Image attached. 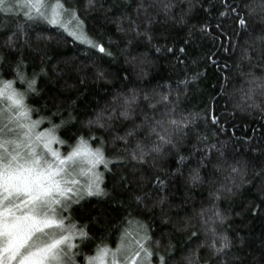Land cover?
<instances>
[{
	"label": "snow or ice",
	"instance_id": "1",
	"mask_svg": "<svg viewBox=\"0 0 264 264\" xmlns=\"http://www.w3.org/2000/svg\"><path fill=\"white\" fill-rule=\"evenodd\" d=\"M205 2L209 5L207 8H203ZM96 4L97 0H87L84 10L91 12ZM185 4L187 8L183 7ZM219 4L223 8L216 18V28L222 30L220 36L229 31L224 28L223 21L231 18L235 23L229 28L235 31L229 33V40L232 35L238 37L236 43H229L227 47L219 44L217 51L206 57L223 81L220 83L219 98L228 96V87L232 84L229 73L235 69L243 84L239 87L232 84L233 93L228 98L236 99L235 108L258 111L264 116V74L257 75V70L264 73V0H219ZM200 6L207 17L217 7V0H200ZM128 7H131V3ZM194 7L196 4L193 0H138L135 16L121 13L114 22L117 32L127 37L125 46L121 48L126 62L143 71L147 53L134 55L130 51L132 47L142 41L152 43L153 26L160 23L161 15L165 18V24L169 21L184 24ZM177 8H180L178 15L174 11ZM79 12V8H69L65 0H0V33L10 31L0 44V264H78L81 250L94 243L95 238L90 235L89 225L81 226L73 220L71 213L74 206H82V202L90 198L116 200L120 207L126 203L134 204L138 212L142 211L143 205L150 215H154L157 206L163 212L168 203L166 195L154 196L151 192H142L128 196L134 191L132 182L128 175H115L113 167L142 168L149 159L152 160V167H155L157 158L166 151H179L180 145L189 136L195 138L193 151L187 157L180 155L176 161L177 165L187 167L192 156H200L196 161L197 167L190 170L188 184L192 187L204 184L201 170L211 166L207 182L209 185L220 183V187L211 194L214 201H219L226 193L234 194L237 176L240 177L241 187L246 180V171L241 172L235 164L228 165L222 145L208 144L209 135L189 131L198 127V113L177 115L179 85L187 88V80L178 82L175 102L171 99V88L167 94L153 91L142 96L135 90L115 92L103 107L97 101L99 111L93 109L86 123L80 121L76 100H72L67 108L57 106L50 113L47 103L40 107L29 103L30 98L41 96L38 81L41 76L48 75L46 66L38 71L34 69L31 76L27 72L24 48L30 46L29 29L34 25H48L64 33L74 43L94 50L99 54L94 63L101 62L104 57L115 59L109 47L89 36L86 22ZM110 18L105 16V19ZM211 27V21L206 18L199 28L202 38L212 36ZM217 38L212 37L214 41ZM220 49L227 54L222 66L215 59ZM164 50L175 54L174 48L155 47L157 53ZM180 53L185 54L186 48L181 47ZM228 60H233V64H228ZM178 62L183 61L178 59ZM245 65L248 71L244 70ZM5 72L10 73L12 78L5 79ZM104 75L102 71H97L96 79L101 80ZM200 75L202 73L198 72L194 78ZM128 78L127 75L123 77L124 80ZM80 83L85 84L86 80L81 78ZM17 84L23 86L22 90ZM257 96L262 98L259 103ZM52 99L55 100V97ZM216 99V96L212 97L210 120V126L214 128L220 126V117L215 114ZM159 105H163L165 111L161 112ZM78 122L80 128L76 127ZM118 122L125 125L122 134L117 128ZM208 123L206 120V125ZM84 128L89 131L97 129L102 135L92 134L85 138L82 134ZM217 130L222 131L223 127ZM200 145L206 147L201 148ZM109 146L113 151L112 156L108 155ZM212 149L218 153L215 160L206 154ZM176 172L181 173V168L178 167ZM106 173H113V179L117 181L112 192L105 187ZM223 173H228L225 180H230L231 186L216 179ZM133 180L137 188L143 187L142 180L135 174ZM254 181L259 182V190L264 193V163L253 173V181L249 183ZM167 186V180L159 175L155 177L154 189L164 192ZM149 200H153L150 209L147 205ZM261 211H264V195L252 215L257 216ZM225 220L226 217L213 203L211 208L201 207L199 213L194 211L183 226L173 224V229L176 233H184L195 227L194 221L198 222L205 235L200 247L206 248L210 254L208 264H211L213 257L217 264H221L220 257L227 255L234 246V242L217 228ZM170 222V217L161 221L166 225ZM92 223L97 227L102 226L99 213L93 217ZM154 235L150 223L137 219L128 211L120 226L116 247H110L101 239L91 254L83 255L84 264H199L198 251L194 253L184 244L178 248L171 232L166 234L167 240L165 234L159 239H154ZM199 235L198 231H192L187 241L190 243ZM177 251L181 253L180 260L176 259ZM261 264H264V260Z\"/></svg>",
	"mask_w": 264,
	"mask_h": 264
},
{
	"label": "trees",
	"instance_id": "2",
	"mask_svg": "<svg viewBox=\"0 0 264 264\" xmlns=\"http://www.w3.org/2000/svg\"><path fill=\"white\" fill-rule=\"evenodd\" d=\"M65 2L69 8L80 9L79 14L81 19L86 22L89 36L109 47L114 53L115 59L104 57L101 62L94 63L93 61L99 55L94 50L74 43L71 38H66L64 33L48 25L43 23L34 25L29 29L30 46L24 48V59L28 65L27 72L31 76L34 69L38 71L40 67L46 66L48 75L39 78L38 88L41 96L30 98V104L40 107L47 103L50 113L57 106L67 108L72 100H76L80 121L86 123L93 109L99 111L97 101L100 107H103L106 101L111 100L112 94L115 92L128 93L135 90L142 96L144 93H152L153 91L167 94L171 88V99L175 102L178 82L187 80L189 81L187 88L179 85L180 102L177 115L180 113L184 115L198 113L200 117L197 121L198 127L189 129V131H198L201 134L209 135L211 138L208 140V144L223 146L228 165L235 164L241 169V172L246 171L247 173L243 186H239L240 177L237 176V187L234 189V194L226 193L219 201H214L211 194L215 188L220 187V183L209 185L207 182L211 166L201 170L205 183L192 187L187 183V179L190 170L197 167L196 161L200 159V156H192L191 163L187 167L177 165L176 161L180 155L187 157L193 151L194 136H189L180 145L179 151H166L164 155L157 158L155 167H152L151 159L142 168L139 166L136 169L130 166L113 167L115 175H128L132 182L134 191L128 196L151 192L154 196L166 195L168 203L163 212L157 206L154 215H150L143 205L141 206L142 211L138 212L134 204L126 203L124 207H120L118 201L108 198H90L83 201L82 206H74L71 213L73 220L81 226L88 224L90 235L95 238L94 243L81 250L82 254L78 257V264H84L83 255L91 254L96 243H100L101 239L110 247H116L120 236V226L128 211H131L137 219L146 220L150 223L155 233L154 239H159L162 234H165V240H167L166 234L171 232L173 241L177 243L178 248L184 244L188 250L194 253L198 251L199 264H208L210 260L209 251L200 247L205 240V235L199 223L194 221L195 227L189 228L184 233L174 232L173 224L180 223L183 226L184 221L188 216L193 215L194 211L199 213L201 207L211 208L213 203L226 217L223 225H217L218 230L234 242V246L228 250V254L220 257L221 264L224 262L226 264H240V261H243V264H261V261L264 260V211H261L257 216H253L252 213L256 204L260 203L264 193L259 190L258 181L252 183L249 181H253V173L264 163V116L258 111H241L234 107L236 99L228 98L233 93L232 84L236 87L243 84V81L236 75L235 69L229 73L232 77V84L228 87V96L223 99L219 98L220 83L223 81L217 69L206 59L207 56H211L213 52L217 51L219 44L223 43L227 47L229 43L237 42L238 37L235 35H232L231 41L229 40V33L235 31V29L229 28L235 23L234 20L228 18L223 21L224 28L229 31L221 37L222 30L216 28V18L219 17V12L223 11L219 0H217V7L207 17L203 8H207L208 3L205 2L202 8L200 0H193L196 7L186 17L184 24H174L171 21L165 24V18L161 15L159 17L160 23L153 26L154 39L152 43L147 44L142 41L130 50L134 55L147 53V59L142 65L143 71H141V68H134L128 64L125 56L121 53V48L125 46L127 37L117 32L114 22L124 12L135 16L138 0H97L96 7L91 12L84 10L87 0H65ZM129 3H131V7H128ZM101 5H103V9ZM183 7L187 8V4ZM174 11L178 15L180 8ZM106 15L111 18L105 19ZM206 18L211 21L212 36L202 38L199 28ZM190 30H192L191 35H189ZM9 34L10 31L0 33V44H3L4 39ZM37 37H43V39H37ZM47 37H51V39H47ZM212 37L218 38L214 41ZM109 38H111V44H109ZM186 40L189 41L188 44L185 43ZM156 46H160L162 49L174 48L175 54L168 53L166 50L157 53L155 51ZM181 47L186 48L185 54L180 53ZM226 55L223 49H220V54L215 57L221 62V66ZM238 55L239 50H237ZM15 58L13 57V59ZM178 59L183 62L179 63ZM227 63L231 65L233 60H228ZM244 70L248 71L247 65H245ZM97 71H102L105 74L103 79H96ZM198 72L202 75L199 78H194ZM57 73L60 74L57 75ZM262 74L264 73L257 70V75ZM125 75L129 77L127 80L123 79ZM4 78L11 79L12 75L5 72ZM81 78L86 80L85 84L80 83ZM16 86L21 90L23 88L20 84ZM78 96L80 99H77ZM213 96L217 97L215 114L220 117L222 131L217 130L220 126L215 128L210 126ZM53 97L55 100L52 99ZM157 98L159 97L157 96ZM256 99L259 103L262 98L257 96ZM158 107L161 112L165 111L163 105ZM206 120L209 122L207 125ZM76 127L80 128L79 122ZM124 127L123 122L117 123V128L121 134ZM213 133L215 134L213 135ZM82 134L87 138L92 134L100 136L102 132L97 129L89 131L84 128ZM200 147L205 148L206 146L200 145ZM62 150L66 151V149ZM206 154L213 160L218 156L214 149L207 151ZM108 155H113L111 146H109ZM178 167L181 168L182 174L176 172ZM113 173H106L105 187L109 192H112L113 186L117 183L113 179ZM172 173H176V175L173 176ZM133 174L142 180V188H137ZM157 175L168 181V186L164 192L153 188ZM227 175L228 173H223L218 175L216 179L231 186V181L225 180ZM125 199L127 200V197ZM152 203L153 200L147 201L149 209ZM97 213L100 214L102 220L100 227L92 223V219ZM169 217L171 218L169 224L161 223L163 219H169ZM192 231H198L200 235L198 239L193 238L189 243L187 238ZM235 257L240 259L235 260ZM176 259H181L179 251H177ZM211 264H217L216 258H211Z\"/></svg>",
	"mask_w": 264,
	"mask_h": 264
},
{
	"label": "rangeland",
	"instance_id": "3",
	"mask_svg": "<svg viewBox=\"0 0 264 264\" xmlns=\"http://www.w3.org/2000/svg\"><path fill=\"white\" fill-rule=\"evenodd\" d=\"M83 46H85V45H83ZM86 47V46H85Z\"/></svg>",
	"mask_w": 264,
	"mask_h": 264
}]
</instances>
